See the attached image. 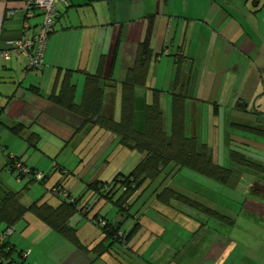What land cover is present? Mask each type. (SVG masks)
Segmentation results:
<instances>
[{"label": "crops", "instance_id": "obj_1", "mask_svg": "<svg viewBox=\"0 0 264 264\" xmlns=\"http://www.w3.org/2000/svg\"><path fill=\"white\" fill-rule=\"evenodd\" d=\"M252 1L58 2L39 69H26L21 54H12L8 59L0 56L1 155L22 158L23 153L33 149L38 153H49L45 155L48 160L49 155L59 148L65 149L74 140L77 148H81L94 134L99 146H103L99 152L107 153L106 142L123 146L118 136L98 125H84L81 116L51 102L48 95L53 87L58 88L64 71L73 70L75 102H80L84 72H94L100 62L103 74L107 76L112 72L113 77L109 83L104 82L112 86L104 89L103 113L119 119L120 85L134 64L138 43L152 17L153 58L145 85L162 90L161 108L164 117L169 113L170 121L175 61L182 57L175 85L188 95L184 101L185 135L206 143L213 160L233 171L220 194L219 189H206L198 184L192 190L199 197H205L201 191L209 193L213 203L219 200H216L217 194L232 201L231 198H236L233 193H237L246 203L257 204L258 209L254 210L248 204L245 206L248 218L251 215L264 218V190L257 194L250 192L251 186L264 184V175L255 174L229 159L230 150H235L264 165V136L243 128L264 129V0ZM24 3L25 0H0V48L10 39L32 37L37 32L42 16L38 12L26 13ZM32 87L38 88L39 94L33 92ZM147 87L136 90L134 125L137 129L142 127L144 104L151 100V91ZM17 125L21 128L16 133L12 128ZM42 140L45 147L39 144H43ZM139 154L134 166L143 156ZM41 163L42 168L47 167L46 163ZM38 165L39 162H34L29 167L37 169ZM19 197L18 193V200ZM177 211L179 214L175 219L180 220L171 234L156 244L148 240L141 253L134 252L137 264H264V256L258 255L240 239L231 238L232 232H220V226L213 225L209 219L204 221L205 224L195 220L198 227L192 228L194 232L186 233L188 229L183 226H189L186 219L196 215ZM164 225L161 237L164 232H169ZM73 228L81 242L79 228ZM208 228L216 232L215 236H207ZM8 241L16 248V241ZM69 243L62 264H93V261L100 264ZM260 250L264 253L262 245ZM31 253H28V259Z\"/></svg>", "mask_w": 264, "mask_h": 264}, {"label": "rangeland", "instance_id": "obj_2", "mask_svg": "<svg viewBox=\"0 0 264 264\" xmlns=\"http://www.w3.org/2000/svg\"><path fill=\"white\" fill-rule=\"evenodd\" d=\"M163 123L165 130L169 131V113H166ZM44 137L46 138L45 135ZM15 139L18 140V138ZM74 141H72L71 145H67L65 149L59 148L56 153L49 155L48 160H46L45 155L49 153H38V151L33 149H28L27 153H18L19 155L22 154V158L26 162L25 164L29 166L34 162H39V168L36 171L43 172L46 175L45 179L41 182L30 180V177H32L30 175L18 177L16 171L10 172L5 165V156H2L0 153V198L3 197L5 191H18L20 195L19 200L26 207H29L33 202L40 205L45 202L57 208L63 202H74L76 197L83 194L78 199V205L82 207L89 204L91 206L88 212L89 215L88 217L82 216V214L75 211L69 224L79 228L81 242L88 247V251L80 248L77 249L97 260L100 264H137L135 262V251L141 253L148 240H152L151 242L154 244L161 242L162 239L171 234L170 232L173 228H176L177 224L175 223L180 220L175 219L178 213L177 210L188 211L192 215H196L191 218L192 220L190 218L186 219L189 223V226L183 225L188 229L186 233L193 231V227H198L195 224L197 223L195 220H199L202 224H205L204 221L209 219L213 225L216 223L217 226H220V232H232L230 234L231 238L240 239V241L250 245L253 248L252 250L258 253V255L264 256V253L260 250L261 245L264 247V218L260 219L255 215H251L248 218V212L245 211L247 204L252 210L258 209L257 204L246 203L242 200L243 198L240 199L237 196V193H233L236 198H231L232 201L227 200L221 196L222 194L219 195L220 189L221 191L223 189L224 192L225 186L189 168H180L178 166L175 167L174 164H169L162 169L154 181H146L128 199L126 208L120 210L116 201L120 197L121 190L115 192L113 190L112 194H110L112 198L109 200L94 191L92 184L97 181H111L118 173H128L134 166L137 158H139V152L125 146L117 147L118 144L115 142L111 144L106 142L108 144L106 146L107 153L99 152L103 146H99L100 144L95 134L89 137L88 142L81 145V148H77ZM42 143L39 142L40 145L45 147L44 140H42ZM83 158L84 161H81ZM40 162L46 163L47 167L42 168L43 165ZM250 171L258 174L252 170ZM59 182L62 183L64 188L69 190L70 196L63 194L56 195L51 191L54 184ZM195 184L206 189H219V194L216 195V200L218 198L219 200L213 203L209 199V193L202 191L201 193L205 194V197L196 196L192 190L195 188ZM251 188L256 189V192L261 191L264 190V184L251 186ZM168 190L185 194L192 200L199 201L208 208L218 211L221 215L228 216L231 223L209 217L202 211L181 203L175 198L171 199L169 204L162 203L157 197ZM96 218H104L110 223H118L120 225V232L125 234L134 229L131 233L132 240L130 245L125 248L122 243L113 241L110 238L103 241L102 237L104 233L102 227L96 223ZM163 224H166L164 226L168 227L169 232H164V236L161 237ZM12 226L13 232L7 237V241L10 240L11 242L14 240L17 242L16 250L12 253L11 258L13 259V264L21 262V256H18L19 251L32 252L29 259L28 257L25 259L28 264H35V262L37 264H62V258L67 254L66 245L70 243L66 242L67 240L65 241V238L54 227L41 219L30 207L22 212L21 217ZM232 227L233 230L231 229ZM3 228L4 224L0 223V232H2ZM215 234L214 230L210 231V228H208V237H213ZM179 235L181 234L179 233ZM101 240L104 242L105 251L96 253L92 248L95 244L101 243ZM139 247L142 249L139 250ZM130 248H133V250ZM0 261L2 264H8L9 262L2 256L0 257Z\"/></svg>", "mask_w": 264, "mask_h": 264}, {"label": "trees", "instance_id": "obj_3", "mask_svg": "<svg viewBox=\"0 0 264 264\" xmlns=\"http://www.w3.org/2000/svg\"><path fill=\"white\" fill-rule=\"evenodd\" d=\"M153 21L152 17L148 20L144 35L138 43L134 64L127 70L121 82L119 119H114L112 116L103 113L104 89L105 87L112 86L105 84L113 80V77L112 72L107 76L103 74L100 62L94 72H84L80 102H75L76 85L72 82L73 70L64 71L58 88L54 89L53 87L48 95V99L51 102L81 116L84 120V125L87 123L98 125L100 128L118 136L123 146L137 150L143 155L128 173H118L111 181H97L92 184L94 191L109 200L112 198L110 194H112L113 190L114 192L121 190L120 197L116 201L120 210L126 208L128 199L146 181H154L162 169L169 164H174L175 167L189 168L202 176L215 180L222 186L227 185L233 173L231 168L216 163L213 160L212 152L206 143L198 141L195 136L185 135L184 101L188 95L183 92L181 87L178 88V85H175L182 57H177L175 61L176 72L170 99L169 131L165 130L163 123L164 112L161 108L162 90L149 88L145 85L150 62L153 58V51L151 49ZM141 87H147L151 91V100L144 104L142 127L137 129L134 125L135 96L136 90ZM33 92L39 94L38 88L34 87ZM20 128L21 126L17 125L12 130L17 133ZM243 128L251 133L264 136V129L262 128L251 126H243ZM8 156L9 154L5 157V165L10 172H14L13 162L15 160L22 162V159L16 155H13L11 159ZM229 159L236 164L264 175V165L252 161L239 151L230 150ZM22 163L27 166L24 161ZM27 167L31 173L36 171L35 168ZM60 168L63 169L62 167ZM17 176L22 177L25 175L17 174ZM45 176L43 175V178L39 182L43 181ZM30 180L34 181L35 179L30 177ZM52 188L66 189L61 183L54 184ZM66 190L69 193V190ZM250 192L257 194L258 191L256 192V189L251 188ZM18 193V191L8 190L0 198V223H3L5 226L0 233H3L8 227H13L12 225L21 217L22 212L30 207L66 240L74 246L88 251V247L80 242L76 229L69 224V220L75 211L82 214V216L88 217L89 215L88 212L91 209L89 204L82 207L78 205V199L83 195L76 197L74 202H63L55 208L45 202L42 205L33 202L29 207H26L19 202L17 198ZM157 198L164 204H169L170 200L175 198L181 203L202 211L209 217L231 223L228 216L221 215L218 211L212 210L201 202L192 200L187 195L180 194L174 190H168L166 193L159 194ZM96 220V223L102 227L104 234L103 239H101L103 241L110 238L113 241L122 243L123 246H127V243L132 238L131 233L134 229L125 234L120 232V225L118 223H110L104 218H96ZM103 241L94 245L92 248L94 252L101 253L105 251ZM15 250L14 245L7 241V237L0 243V257L2 256L7 259L9 261L8 264H13V259L11 258ZM24 252H18V256H21V262L18 264H28L22 258ZM0 264H2L1 261Z\"/></svg>", "mask_w": 264, "mask_h": 264}, {"label": "built area", "instance_id": "obj_4", "mask_svg": "<svg viewBox=\"0 0 264 264\" xmlns=\"http://www.w3.org/2000/svg\"><path fill=\"white\" fill-rule=\"evenodd\" d=\"M58 2L66 3L67 0H25L24 10L26 13L32 14L38 12L42 16L38 30L32 37H21L8 40L6 42V46L0 48V56L8 59L12 54H21L25 58L26 69H39L43 64L44 51L49 33L55 20L56 4ZM8 13L11 14L12 11L9 10ZM12 157L13 155L8 156L10 159ZM22 162L17 160L13 162L14 172L16 171L17 174L25 176L30 175L37 181L43 178V172L35 171L34 173H31L29 168ZM51 191L56 195H69L66 189L60 190L57 188H52ZM12 232L13 227H8L3 233H0V242L11 235ZM27 255L28 251H25L22 258L26 259Z\"/></svg>", "mask_w": 264, "mask_h": 264}]
</instances>
